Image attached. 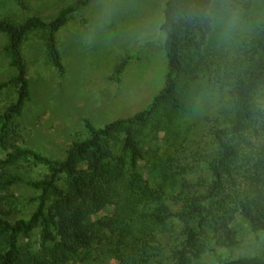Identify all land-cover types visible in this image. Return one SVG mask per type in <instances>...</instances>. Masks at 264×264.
<instances>
[{
    "label": "trees",
    "instance_id": "16d2710c",
    "mask_svg": "<svg viewBox=\"0 0 264 264\" xmlns=\"http://www.w3.org/2000/svg\"><path fill=\"white\" fill-rule=\"evenodd\" d=\"M246 1L168 0L164 87L130 117L102 127L87 120L89 136L72 143L64 159L23 147L15 136L30 98L23 45L33 31L43 32L49 59L65 73L57 32L91 0H77L51 21L0 18V32L9 37L5 52L18 70L0 83V94L10 87L17 93L0 113V264H70L82 256L94 264H162L176 222L183 226L172 262L192 264L209 240L237 244L239 220L264 233V23L210 43L218 15L250 8L254 0ZM130 58L115 68L113 80L121 83ZM197 86L221 94L197 138L206 135L205 146L194 142L188 149L194 125L185 129L180 118ZM148 138L162 145L156 150ZM29 160L46 165L49 174L28 182L42 192L31 217L12 219L15 187L25 183L18 167ZM221 264H264V253Z\"/></svg>",
    "mask_w": 264,
    "mask_h": 264
},
{
    "label": "rangeland",
    "instance_id": "374dc122",
    "mask_svg": "<svg viewBox=\"0 0 264 264\" xmlns=\"http://www.w3.org/2000/svg\"><path fill=\"white\" fill-rule=\"evenodd\" d=\"M22 1L29 9L22 8L19 0H0V18L24 22L33 15H40L51 21L77 0ZM167 1L91 0L89 5L81 7L56 35L65 73L49 59L43 32L33 31L28 35L23 52L28 64L30 98L15 127V136L23 147L49 158L64 159L72 143L89 136L87 120L102 127L116 119L130 117L149 105L164 87L168 68L166 34L162 30ZM217 18L211 44L230 41L245 29L252 31V27L264 23V0H254L248 9L240 6ZM8 42V35L0 32V83L18 73L5 52ZM128 54L131 58L118 83L112 75ZM200 89L199 86L192 88L194 102L190 111L180 118L185 129L194 125L186 144L188 149H192L194 142L205 146L208 137L204 135L201 141L197 138L204 134L205 119L214 116L221 94L216 88ZM16 95L13 87L0 94V113ZM148 139V146L156 150L162 145L161 141ZM153 153V150L149 152ZM18 170L25 183L15 187L17 211L12 219H28L38 207L39 199L35 198L42 193L28 182L44 178L49 169L29 160L21 162ZM238 223L237 244H219L215 238L209 240L206 252L192 264H221L231 259L262 255L264 233L252 231L242 220ZM182 226L176 222L175 236L164 241L162 264H173L171 251L179 244ZM38 240L37 233L34 242ZM81 260L84 261L70 264H94L85 261L84 256ZM107 263L115 264L114 261Z\"/></svg>",
    "mask_w": 264,
    "mask_h": 264
}]
</instances>
